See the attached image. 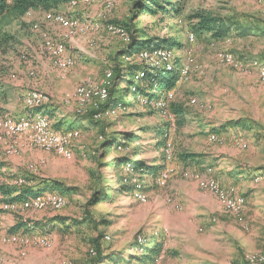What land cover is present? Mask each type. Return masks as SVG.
Returning <instances> with one entry per match:
<instances>
[{"label": "rangeland", "instance_id": "rangeland-1", "mask_svg": "<svg viewBox=\"0 0 264 264\" xmlns=\"http://www.w3.org/2000/svg\"><path fill=\"white\" fill-rule=\"evenodd\" d=\"M136 1L111 0L110 7L100 1L57 4L49 10L73 16L85 26L71 38L63 27L41 19L49 10L31 9L29 19L27 15L7 16L0 22V32L5 31L0 33V105L13 99L28 113L23 95L41 90L49 96L50 109L70 116L60 129L57 126L64 117L46 115L52 127L78 132L71 140V158L30 145L25 134L2 135L0 162L12 167V175L0 169V184L35 188L54 179L72 191L42 189L50 195L62 194L60 209L21 210L22 203L5 210L0 206V234L22 238L10 243L0 240V264H246L250 256H264V80L260 69L247 62H264V0H171L179 7L175 17L162 11H140ZM197 10L257 24L260 29L248 35L230 31L221 38L198 35L190 30L186 16ZM135 11L140 12L136 17ZM34 21H40L52 38L66 41L74 65L65 71L57 68L43 48L40 32L32 29ZM125 23L136 25L140 39H167L162 46L170 48L169 63L177 74L167 107L145 100L144 96L149 98L145 92L134 96L121 90L127 86L126 69L132 64L139 66L137 71L160 68L140 61L136 53L117 54L126 48L129 33L123 27L129 37L125 41L106 25ZM191 32L193 41L189 40ZM220 52L230 54L234 62L221 61ZM117 68L124 79L115 74ZM106 70L114 74L110 101L116 102L109 104L115 106L114 113L95 116L99 109L88 107L78 114L75 88L98 82ZM17 82L25 85L15 88ZM155 82L153 78L147 82L146 91L153 92ZM176 105L182 114L173 113ZM4 113L0 116L9 115ZM164 132V142L172 146L170 160L163 150ZM125 133L134 138L121 145ZM10 143L15 151L4 155ZM134 154L133 160L155 167L154 173L130 171L127 163L117 167V158ZM183 154L195 156L185 160ZM225 164L244 173L243 188L255 192L247 214V193H240L241 185L218 178V166L223 171ZM165 166L169 172L159 185L156 175ZM208 179L234 198H244L238 216L228 211L219 194L207 185ZM133 186L142 189L144 201L133 195ZM14 195L5 197L0 192V205L12 202ZM135 240L142 248L152 244L148 250H158L152 255L143 252Z\"/></svg>", "mask_w": 264, "mask_h": 264}, {"label": "bare ground", "instance_id": "bare-ground-1", "mask_svg": "<svg viewBox=\"0 0 264 264\" xmlns=\"http://www.w3.org/2000/svg\"><path fill=\"white\" fill-rule=\"evenodd\" d=\"M82 1H100L106 7L111 6V0H69V3L71 5H75L76 3ZM31 12L32 10L30 9L26 11L24 15L29 16V19L33 15H31ZM41 19L44 22L57 24L63 27L66 30L65 35L68 38L73 34H76L75 32H83L85 30V26L82 22H80V20L73 16L64 15L58 11L49 10L43 12ZM41 25L40 21H34L31 26L33 30L40 32L43 48L53 59V62L57 66V68L65 71L66 69L74 65L73 63H75L72 56L67 53L66 41L59 38H52L46 30H43L41 28ZM106 28L107 30L118 34L123 40H129L128 34L122 26L116 24H107ZM189 40H194V34L192 32L189 34ZM136 54L138 55L140 61L146 63L147 65L157 66L166 71L173 70L171 64L169 63L171 52L170 48L168 47L155 48L152 50L142 49ZM126 56L133 55L132 53H129ZM218 58L225 63L234 62L233 57L225 52H220L218 54ZM247 62H251L253 66H256L260 69L262 79L264 80V62L259 60H248ZM186 73L187 68L183 69L180 72L179 80H181L186 75ZM144 74L145 72L143 70L137 71L136 78L139 79L143 77ZM112 80V71L106 70L98 82L78 85L74 90L73 96L75 100L74 102L76 103V112L78 114H81L82 111L90 107L92 108V110L99 109L95 116H110L111 114H113L115 111V106L109 105L110 103H108L109 88L111 87ZM164 92H170V90ZM172 95L173 93L170 92L166 96H160V98L158 99L151 100H155L156 104L162 107L166 105L167 101L171 99ZM143 98L148 102L151 101L145 96ZM22 102L23 106L32 113L25 114L19 117H13L10 115H7L6 117L0 116V140L2 138V135H7L8 137H10L16 134H25L30 145L42 148L44 150H51L63 157L71 158L73 154L71 148V140L72 138H75V136H77L78 132L69 128L64 130H55L52 127V123L50 122L49 117H47L46 114L42 113L41 111H36V108L41 107L49 102L48 94L41 90H28L23 95ZM102 104H105L106 106L102 108ZM48 133H50V135H47ZM210 137L215 140L216 135L212 133ZM15 147L16 146L14 144H8L3 151L4 155L12 154L15 151ZM163 147L166 158H171L169 155V152L172 148L171 143L169 141H166ZM126 166L128 170L131 171V165L126 164ZM168 172L169 169L167 168V166L158 171L156 175L158 179L156 180L159 185H163V180L167 177ZM206 182L210 188H212L219 194L223 204L232 215L238 216L241 213L244 204V198L242 196V198H234L233 194L229 195L228 193L219 190L217 184L212 179H208L206 180ZM133 183L135 186V182ZM141 191L142 189L140 187H134V189H132L133 195L137 199L144 201L145 196ZM50 194L42 193V196L39 197L30 196L25 198L24 200H21L20 202H2L0 206L3 210H5L11 209L16 203H22L23 207L21 210L33 211L48 208L51 210L60 209L62 207V201L64 199L62 194ZM41 197L43 198L39 200ZM0 240L2 242L10 243L20 241L22 240V238H20L17 234L9 233L7 235L0 234ZM41 242L43 243V240H41ZM91 253L93 255L95 254L93 250H91ZM263 261L264 256L262 255H259L257 257L250 256L247 259L246 264H260Z\"/></svg>", "mask_w": 264, "mask_h": 264}, {"label": "trees", "instance_id": "trees-1", "mask_svg": "<svg viewBox=\"0 0 264 264\" xmlns=\"http://www.w3.org/2000/svg\"><path fill=\"white\" fill-rule=\"evenodd\" d=\"M67 0H0V22H2L7 16H11L12 18H19L25 14L26 11L33 9H41V10H49L54 8L57 4L66 2ZM135 6L141 7L140 11H147L152 14H156L157 12H164L170 14L172 17H175L179 13V7L172 2L171 0H139L135 2ZM140 14L139 11H135L133 15L138 16ZM187 20L189 24L190 30H192L194 33L201 35L203 33L211 35L213 38H221L226 36L230 31H235L236 33L240 35H248L249 33H254V31H259V26L257 24L250 25L247 23L242 22L240 19H233L228 16H222L219 14H214L212 12L206 11V10H197L190 14H187ZM118 25V24H117ZM120 25V24H119ZM122 27H124L127 32L129 33L130 40L127 43V46L124 50L121 52H118V55H123L126 53H137L142 49H155V48H161L165 47L162 46L164 41H167V39L162 38H154V39H140V35L138 34V29L135 28L136 25L134 24H121ZM155 41V44L152 45V42ZM135 51V52H134ZM141 68V67H140ZM139 69V66H136L135 64H132L129 66L126 70L127 73V86L121 88V90L126 91L125 94H127L129 91L136 96L137 93H144L149 98L148 99H158L160 98V94L164 91H168L170 89H173L176 86V79L177 74L176 70H162L159 68V70H145V74L143 77L137 79L136 78V71ZM152 70V71H151ZM122 71L120 68H117L115 71V74L117 77L121 79H124L125 77L123 74H121ZM166 74L165 78L162 80H159V76L161 74ZM135 74V75H134ZM114 76V74H113ZM135 78V79H134ZM154 79L155 87L154 91H146L147 88L145 84L149 82L150 80ZM120 79V82H121ZM139 80V81H136ZM114 83V77L112 80V85ZM112 85L109 88V98L108 103H115L111 102V92H112ZM135 90L132 92V89ZM142 88V89H141ZM151 97V98H150ZM106 106V105H105ZM103 106V108L105 107ZM169 106V105H168ZM44 109L41 108V110ZM40 110V107L36 108V111ZM174 114H182V109L180 106H173L172 109ZM166 133H162V136H164ZM134 138V135L131 133H125L123 134V137L121 139V145H126L129 141H132ZM117 138H112V141H116ZM163 142L165 141V136L162 138ZM165 143V142H164ZM120 156L117 158L116 165L117 167L121 166L122 164H131V171L135 170L136 173H139V170H145V171H151L154 173L153 169L155 167L147 166L144 164L143 160L137 159L133 160L134 156ZM195 156L194 154H183L182 157L187 160L189 157ZM48 183V184H47ZM18 187V188H17ZM33 186H14V188L8 187L5 184H0V192L3 196H11L12 193H15L14 196H12L10 199L12 202H15L13 200H21L24 197L28 195L39 196L43 192L42 189H45V187L58 189L60 191H72V188H68L64 186L61 182L50 179L49 182L45 181L44 183H41L40 186H37L35 188H32ZM6 199V198H5ZM24 200V199H23ZM59 218V216H56V218ZM55 218V219H56ZM56 221V220H55ZM21 225L22 222H20ZM19 224V225H20ZM135 244L139 245L141 248V251H150L151 255L153 253H156L158 250L156 247H153V249L148 250L150 247H152V244H148L146 247L142 248V243L138 242V240H135ZM149 247V248H148ZM142 255V254H140ZM149 259L153 261V256H149ZM101 260V258H100Z\"/></svg>", "mask_w": 264, "mask_h": 264}, {"label": "crops", "instance_id": "crops-1", "mask_svg": "<svg viewBox=\"0 0 264 264\" xmlns=\"http://www.w3.org/2000/svg\"><path fill=\"white\" fill-rule=\"evenodd\" d=\"M1 26V25H0ZM3 32H0V33H5V31H4V29H1ZM19 31V30H18ZM105 33H107V32H105ZM73 39V38H72ZM72 43H75V42H73V40H70ZM77 45V47L78 48H81V45L79 44V43H77L76 44ZM41 63V62H40ZM45 65L44 64H42V66L41 67H44ZM30 67V65H27V66H24L23 68H29ZM67 70V69H66ZM17 86L16 85H14L13 84V86L15 87V88H18V87H20V86H23V85H25V84H22L21 82H17ZM10 103L8 102V103H2L0 106L4 109V110H1L0 112H6V113H4V114H9L10 116H14V117H19V116H23V115H25V114H29V113H32L31 111H29V110H27L24 106V108L28 111V113H26V111H24L23 109H22V107H21V105L19 104V103H17V102H15V100H13V99H10ZM52 103L51 102H49V104L47 105V106H45L44 107V109H42L41 110V112L42 113H44V114H46L47 116L49 115V116H51V118H55V117H58L59 116V118L58 119H60V117H64V120L62 119V120H60L61 121V123L57 126V127H59L60 129L61 128H63V127H65V125L63 124V122H65V121H67L68 120V118L70 117L69 115H66V116H64V115H61L58 111L59 110H52V109H54V108H49V105H51ZM46 107H47V109H46ZM6 109V110H5ZM46 109V110H45ZM62 109V108H61ZM69 110V109H68ZM57 111V112H56ZM3 114V113H2ZM221 159H223V156H221L220 158H219V160H221ZM219 167V172H218V174H219V177L218 176H216V177H218L219 179H221V181H224V180H227L228 181V183H229V180L231 179V180H233V181H235V182H237L239 185H241V188H239V191H240V193H247V195L245 196V198H246V201H247V206H246V208H245V213L247 212L248 213V210H249V206H248V204H250V201L253 199V196L255 195V192H252V191H250L249 193H248V191L250 190V189H246L245 190V188H243V183H244V179H243V175H245L244 173H242L238 168H234V166L233 165H228V164H225V169L222 171V170H220V169H223L222 168V166L221 165H219L218 166ZM0 169L2 170V172H5L6 171V173L8 174V175H12V174H9V171H12V167L11 166H9V165H7V164H1V162H0ZM225 171H226V173H225ZM222 173H223V175H222ZM227 174V175H226ZM221 177V178H220ZM225 184V183H224ZM14 194V193H13ZM242 194V195H243ZM207 196L211 199V200H213L214 199V197L215 196H213L211 193H207ZM246 213V214H247ZM247 217H249L248 215H247ZM57 221H53V223H56ZM9 251V250H8ZM12 257L13 256V254L12 255H7V257Z\"/></svg>", "mask_w": 264, "mask_h": 264}, {"label": "built area", "instance_id": "built-area-1", "mask_svg": "<svg viewBox=\"0 0 264 264\" xmlns=\"http://www.w3.org/2000/svg\"><path fill=\"white\" fill-rule=\"evenodd\" d=\"M170 91H172V89H170ZM166 107H167V103H166ZM47 135H50V133H48ZM168 148H169V146H168ZM170 160V159H169ZM170 166V165H169Z\"/></svg>", "mask_w": 264, "mask_h": 264}]
</instances>
